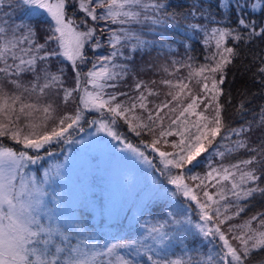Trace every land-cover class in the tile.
<instances>
[{
    "label": "snow or ice",
    "instance_id": "6c2138e0",
    "mask_svg": "<svg viewBox=\"0 0 264 264\" xmlns=\"http://www.w3.org/2000/svg\"><path fill=\"white\" fill-rule=\"evenodd\" d=\"M16 6V4L10 5V7ZM18 6L37 11L43 10L50 16L51 20L48 23V31L45 34L44 43H39L38 40L34 39V37L39 36V31L34 23L21 21V23L16 24L11 21V13L8 11H5L4 15L8 16L9 19H0V63L3 64V67H0V73L4 74V76L20 77L21 74H29L33 77L32 81H30V87L23 85L19 79H12L11 84L20 90L12 94L5 91L3 81H0V138L7 137L16 144H22L26 150L35 149L39 151L52 141L66 139L65 134L69 132V129L79 125L83 118V111L79 106L71 115L57 116L53 104L47 101L46 98L49 95V91L57 85L61 87L63 85V70H57L60 73L59 75L53 74L50 71L49 59L64 56L71 60L74 66L77 60L82 63L87 62V55L84 51L85 44L93 37L94 29L89 28L87 31H79L73 25V21L66 15L67 9L72 7L69 0H56L55 3L50 2V0H18ZM236 7L242 13L248 7H251L253 11L259 8L261 13L264 14V0H261L260 4L250 3V0H245L243 5L238 3ZM79 8L92 21L110 20L112 24L120 25L133 21L145 23L149 20L154 25L160 23L155 13L152 17H149L141 11L133 10L135 8H143L145 10L153 8L159 13L166 11V5L160 3L159 0L151 5L143 3V0H79ZM192 8L195 11H200L196 9L195 4L192 5ZM97 9H106V11L98 15ZM189 14L193 13L190 12ZM142 15H144L143 21L140 19ZM53 21L54 24L52 23ZM84 23H87V20ZM238 23L244 24L245 20L240 18ZM197 27L199 25H192L193 30ZM119 31L121 33L119 35L116 31H112L109 39L114 51L110 55L98 57L97 59L103 62H111L115 57L122 54L117 48V45L122 40L127 41L134 38L137 44L146 43V41H140V37L129 29L121 28ZM230 34L228 30L219 28L212 30L213 37L218 36L216 38L218 51L212 56L215 66H202L197 70L196 75H201L205 71L212 74L223 72L224 67L231 62L230 57L236 54L231 47L220 50L222 41ZM261 35H264V29H262ZM236 39H241V37L237 36ZM49 42L53 43L49 44ZM25 45L27 46L25 47ZM93 47H100L99 40L93 42ZM133 47L135 48L136 45H133ZM41 53L43 54L41 55ZM216 57H219V59L217 60ZM9 59L12 61L11 64L8 63ZM92 67L96 68V65L93 64ZM113 67H116V65L113 64ZM260 72L264 73V67L260 69ZM85 75L88 78L86 82L91 83L95 90L89 92L85 88V94L79 96L78 104H82L85 109H106L112 117V119L107 121L102 119L99 122L97 131L106 132L114 139L121 140L120 135L110 125L116 123V118H122L129 123V126L137 135H140L143 130L155 134L157 121L162 123L164 119L160 115V111L162 108H169L168 103L158 105L156 110H154L155 115H153V110L146 109L144 103L146 98L141 94L137 100L140 108L148 111L147 120L149 123L133 124L127 113L132 112L136 108L137 104L135 102H130L128 106H125L122 102H116V95L111 93L108 94V100L103 98V90L106 87L115 86L107 84L106 81L115 79L117 73L111 72L107 63H102L99 70L89 71ZM189 75L191 76L192 73H189ZM204 79L207 80L208 77ZM41 80L43 83L40 82ZM102 80L105 83H101L100 81ZM223 82L222 75L218 81L213 75L211 81L212 89L218 90L217 85L223 84ZM164 83L172 84L171 81H165ZM177 86L180 87V92L169 93V95H171L172 101H176L178 105H181V110L177 113L176 106L169 108L173 116L169 117L170 124L168 128L166 130L162 128L159 132V137L154 139L150 145L154 151L159 152L165 170L169 166L177 169H183L187 165L196 167L199 164L198 158L202 153L208 151L222 129V106L219 104L213 109L215 115L209 123L200 124L193 122L192 127L196 129L195 133L190 128L184 127L188 123V115H197L204 120L208 118L204 117L203 113L195 111L198 107V102H204L203 98L199 95L190 96V102L183 105L181 93L187 85L180 81ZM202 88L208 90V83H202ZM76 92H78V87L63 89V101L67 103L70 100H75L73 93ZM25 93H28L27 98ZM33 93H36L34 99H32ZM54 94L58 95V93ZM121 95L124 94L121 93ZM212 100H216V96H212L209 102L204 104L205 110H207ZM262 112H264V109H262ZM37 113L40 115L34 119ZM21 119L24 120L23 125L20 123ZM133 119L140 120L142 118L133 117ZM262 119H264V116H262ZM173 125L176 126L175 133L172 128ZM25 129H28V131L25 132ZM80 130L83 131V128L81 127ZM243 130L241 128V131ZM229 131L235 132L236 130L229 129ZM173 134L180 136L178 142H172V147L178 149V151L172 153L160 151L156 147L157 144L161 142L162 138ZM164 142L168 143V141ZM236 146L246 147L242 141L237 142ZM126 147L136 152L140 157L147 159L144 157V153L132 144H126ZM26 150L14 149L12 146H6L0 141V264H98L97 255H103L104 253H93L89 256L88 253L81 251L78 246L68 247L67 244L71 242V229L63 230L59 226L42 222L43 197L46 195L42 188L44 181H37L35 178L25 180L22 174L23 169L30 164H36L41 157L39 155H31ZM219 155L223 156L224 153L221 152ZM262 155H264V151H262ZM148 162L151 163L150 161ZM241 163L245 166L254 165L256 158L243 160ZM259 165L260 176L256 175L255 171H243L239 165H231V168L240 172L239 182H236L235 172L231 171L230 168L221 167L219 171L212 169L206 173L204 179L200 180L198 187H206L204 180L216 179L217 183H221L222 181H229L231 178V188L226 189V186L222 185L218 193L219 200H226L229 193L235 196L237 201L241 198H251L257 191L264 194V188H259L258 186L242 187L248 181L255 182L264 178V159L259 161ZM18 175L20 176L19 184L15 183ZM190 178L192 180L200 179L195 175ZM169 183L176 185L177 190H181L184 196L197 201L201 209V219L205 221V224H198L196 227L205 237L218 236L219 240L223 241L218 253L222 264H246L247 258L253 253V250L264 249V213L259 214V228H253L251 223L253 220H257V216H252L243 225L229 226V232H232L233 228L236 227L241 229L240 233L232 236L233 239L240 242L241 247L237 248L229 242V239L219 227V224L231 219V217L222 214L220 207H216L212 214L208 211L209 202L219 204V201H214L213 196L207 190H204L203 195L207 197V201L201 203L197 195L193 193V189L184 183L182 175L171 176ZM231 206L230 203L223 205L225 213ZM237 209L235 215H239L240 212L244 211V208L239 205H237ZM45 215L47 214L45 213ZM48 219L50 221L51 217L49 216ZM213 220L218 221L214 230L211 227H207V223ZM169 225L176 226L174 230L178 232L184 226V222L172 217L166 224L161 225L159 228L154 227L151 229V233L155 234L151 235V239L160 243L169 240L171 238L169 232L163 231ZM244 229H247V232H244ZM79 234L78 232L77 235L79 236ZM57 238H59V243H57ZM137 243V241H132L130 245L135 246ZM61 244L66 246L61 247ZM130 245L125 243L121 245H105L104 247L107 249V254L111 255L116 248ZM50 246H53L55 251H52ZM141 246L145 247V251H151L150 247ZM61 253L65 255L63 260L60 258ZM214 259V257L209 256L207 264H213ZM120 264H132V262L121 260ZM170 264H181V262L172 261Z\"/></svg>",
    "mask_w": 264,
    "mask_h": 264
},
{
    "label": "trees",
    "instance_id": "16d2710c",
    "mask_svg": "<svg viewBox=\"0 0 264 264\" xmlns=\"http://www.w3.org/2000/svg\"><path fill=\"white\" fill-rule=\"evenodd\" d=\"M158 0H143V3L146 4H155ZM160 3L166 5V11L163 13L156 12L155 9L149 8L147 10L143 8H135L133 10L141 11L142 13L147 14V16L155 13L156 18L160 20L159 24H151V21L145 22L150 26H156L155 29L145 30L143 37L148 43L146 49L141 50L138 48V45L135 39L124 41L122 40L118 47L121 49L120 55L114 58L115 61H121L119 68L129 67L130 69H135L137 73L142 74L141 78H138L136 75L129 76L127 82L130 83L131 92L138 98L141 94L146 98L144 102L146 103L147 110H153V115L158 105H163L165 103L169 104V108L176 106L177 113L181 110V105H178L176 101H172L171 95L167 94L160 85H151L147 83L143 78L147 74L156 73V77L160 74L162 68H173L169 70V73H163V78L165 81L169 80L170 76L178 78L182 71L179 68L177 59H172L168 61L164 57L168 55L169 51L174 49V46L177 43L184 45L185 51L189 54V59L193 63L205 61V55L211 44L207 39V32L210 28L214 26H225L230 29L232 27L234 30H231L233 36L230 35L229 40L227 41L231 48L234 49L236 53L230 57V63H228L221 75L223 76V84H218L217 89L215 90L216 100L215 102L221 107V116H222V129L220 135H218L209 147L208 151L202 153L199 159V164L196 167L187 165L190 169L187 177L193 175L199 177L194 181L193 190L196 194L200 195L202 203L207 201V198L203 195L205 189H210L209 191L214 201H219V204L209 202V213L212 214L216 207H220L221 213L226 214L231 217V219L225 221L219 227L225 233L228 239L229 236L226 231L233 236V234H238L241 232V229L236 227L233 228L232 232H229V226L232 225H243L248 221L252 216H257V220H253L252 227L259 228V214L264 213V194H261L259 191L253 194L251 198H241L237 201L235 196L228 197L226 200H219L218 193L221 190L222 185L227 188H231V178L229 181H222V184H216L215 180H204V185L206 187H198L200 185V180L204 179L208 170H211L212 167L217 165H222L223 167L230 168L231 171L235 172L236 182L240 181V172L234 168H231V165H239L240 169L243 171H255L256 175L260 176V165L259 161L264 159L262 151H264V73L260 72V69L264 67V35H261L262 29H264V14L261 13L260 9L257 8L255 11L251 7H248L244 10V13L240 11L236 5L239 3L243 5L245 0H159ZM257 2L261 3V0H250V3ZM70 3V2H69ZM16 4V7H10V5ZM195 4L196 9L200 11H195L192 8V5ZM223 5V6H221ZM12 10V11H11ZM5 11L11 13V21L19 24L21 21L24 23L32 22L35 24L39 31V36L34 37V39L39 40L43 37L42 42L44 43V35L40 33L48 31V23L50 19L47 16H39L37 13H32L27 8H21L18 6V0H0V19L8 20L9 17L5 16ZM106 9H97V14H102ZM192 12L193 14H189ZM70 16L74 18V11L69 12ZM250 14V15H249ZM144 15L141 16L143 21ZM19 17V18H17ZM243 18L245 20L244 24H239L238 20ZM87 26L94 28L96 33L94 38L98 35L99 38L109 44L108 31H119L123 26L131 28H136V25H127L123 26L120 24H112L111 21H92L89 17L86 23ZM192 25H199L195 30H193ZM254 33V34H253ZM237 36H240L241 39H236ZM53 42H49L52 44ZM133 45H137L135 48ZM27 45H25L26 47ZM108 45H100L105 54H107ZM105 48V49H104ZM43 53H41L42 55ZM8 63L11 64V59L8 60ZM50 71L53 74L59 75L58 69L63 70L62 87L60 88L61 99L56 101L54 97V90L50 91L51 97L46 99H51V102L55 108L58 110V113L55 112L57 116L62 115H71L75 112L77 106H79L82 111L83 108L78 104V98L81 96L78 88V92L73 93L75 100H70L65 103L63 101V89H72L76 86L78 81L82 80V76L78 73L81 70L76 71L75 68L71 66L68 62H65V59L60 56L58 58L52 57L49 59ZM68 65V66H67ZM0 67H3V64L0 63ZM118 69V68H117ZM117 70L114 71V73ZM71 74V76H70ZM220 73H217L215 79L218 81L221 76ZM1 77H5L4 74L0 73ZM10 79H19L21 83L27 87H30V84L26 82L32 81L33 77L29 74H21L20 77L9 76ZM192 80V76L190 77ZM111 81H106L107 84H110ZM43 83V81H40ZM76 82V83H75ZM189 82L188 88L181 93V101L183 105L188 103L190 96H203L199 91V88L192 85L191 81ZM199 84L202 83L201 79L195 80ZM167 84V83H166ZM139 85V87H137ZM12 90L14 93L20 91L15 88ZM168 87L171 85L167 84ZM112 87H108L107 90H104L106 96L111 92ZM57 90V89H56ZM190 90V91H189ZM214 91V92H215ZM180 92V89H178ZM177 93V92H175ZM174 93V94H175ZM204 100V99H203ZM122 101H124L122 99ZM58 102H60L58 104ZM170 102V103H169ZM199 105V104H198ZM169 108H162L160 115L164 118H167L166 121L162 123L157 121L155 126V134L147 130H143L141 138L145 142H152L159 137L157 126H161L163 129H167L170 120L169 117L173 116V113L169 111ZM141 109L142 120L144 123L147 122L148 111ZM39 113L35 114V117H39ZM86 112L84 110V116L81 121L86 117ZM193 115H188V122L192 120ZM183 119V118H182ZM164 120V119H163ZM23 119H21V122ZM80 121V122H81ZM162 124V125H161ZM190 125V124H186ZM176 129V126L173 125L172 128ZM241 128L244 130L241 131ZM229 129H235V132H230ZM123 131V128H121ZM75 132H68L65 134L66 137H71ZM178 137V135L173 134ZM4 143L15 145L11 139L7 137L0 138ZM54 146V149L59 146V142ZM164 141H170V136L164 137L159 143L160 146H163L162 151L171 153L174 149H170L168 143ZM244 142L246 147H237V142ZM230 149H233L230 151ZM224 153L223 156L219 153ZM256 158V163L254 165L245 166L241 163L243 160ZM101 169V168H100ZM101 173L94 172L89 179L88 183V193L84 192L79 195L77 203L72 207L71 213L73 215L72 225L68 227V230L71 229V242L67 244L68 247L77 244L81 247L86 246L88 249L99 250L100 253L105 252V245L109 242L114 244L121 245L129 243L132 241H137L138 243L135 246L140 247L141 249L138 252H135L134 255L130 257L129 253L127 255L126 249H133L135 246L128 247H118L116 248L121 254V249L126 250L124 255L132 264H170L172 261H180L181 264H207L208 257H214L213 264H222L220 262V256L218 253L222 247V241L219 240L218 236H208L205 237L204 234L200 233L196 227L193 226V220L197 219L198 216L192 214L193 206L186 203L184 198H181L172 187L176 194L175 198L166 196V199L159 197L158 199L148 202V200L143 201L139 206V211L137 217L132 221L130 225H127L125 229L120 233L117 231V228L111 227L108 230L105 226H96L102 224L101 217L104 213L101 210V202L103 200L101 191L103 186L101 183ZM153 177L156 178L157 174L154 172ZM160 188H165L168 186V180L164 182H157L154 180ZM259 187L264 188V178L258 181H248L246 184H243L242 187ZM166 189V188H165ZM95 190H97V197L95 200ZM104 196V195H103ZM105 197V196H104ZM91 202L100 208V216L98 213L88 207V203ZM231 204L232 206L228 208L225 213L223 205ZM87 205V206H86ZM153 205H157L158 208H152ZM237 205L244 208V211L240 212L239 215H235L237 212ZM187 208L186 220L184 226L175 231L174 225H169L163 229V231H168L170 239L166 240L163 243L159 241L149 240L148 237L144 234L146 227L149 228L151 232L152 228H159L161 225L166 224L167 221H170L172 217H175L177 220L182 221L178 217V209L185 211ZM127 209V208H126ZM94 215V218H92ZM191 216V217H188ZM188 217V218H187ZM243 217H248V219H242ZM191 223H189V220ZM140 221V225H139ZM217 224L218 221L214 220ZM53 226L55 224L51 222ZM126 224L128 222L126 221ZM68 224L62 227L66 228ZM213 230L215 229L210 225ZM108 231V232H107ZM247 232V229L243 230ZM80 233L79 236L77 233ZM143 235V236H142ZM175 240V241H174ZM231 240V239H230ZM59 243V238L57 240ZM240 243V242H239ZM146 247H150L151 251H145ZM65 244H61V247H65ZM52 251H55L53 246ZM241 245L238 244V248ZM61 260L65 259L63 253L60 254ZM34 259V257H33ZM98 264H105L106 261L103 259L102 255H97ZM246 264H264V249L253 250V253L247 258Z\"/></svg>",
    "mask_w": 264,
    "mask_h": 264
},
{
    "label": "rangeland",
    "instance_id": "374dc122",
    "mask_svg": "<svg viewBox=\"0 0 264 264\" xmlns=\"http://www.w3.org/2000/svg\"><path fill=\"white\" fill-rule=\"evenodd\" d=\"M50 2L55 3L56 0H50ZM72 7L67 9V17L70 18L73 21V25L79 30V31H87L89 26L84 23L85 20H88L89 17L86 16V14L79 8V0H69ZM257 4V2H254ZM28 9V8H27ZM32 13H37L39 16H47L50 20V16H48L43 10H31ZM127 10V9H126ZM12 11V10H11ZM71 11H74V18L70 16ZM145 15H147L145 13ZM149 17H152L149 15ZM54 24V21L52 22ZM127 25H136L138 27L131 28L123 27L124 29H129L136 33L140 37V41L144 42L146 39L142 36L145 30L148 29H155L156 26H150L145 23H136L135 21L131 23H126ZM215 28H219L221 30H228L231 33V30H234L232 27L227 28L225 26H214L213 28H210L207 32V39L209 40L211 44V48L208 49L207 54L205 55L206 60L193 63L189 59V54L185 51L184 45L177 43L174 46V49L170 50L168 55L164 58L168 61H171L172 59H177L180 63H177L179 65L180 70L182 71L181 75L177 78L179 81L175 80L173 76L169 77L168 81L172 82V86L168 87L163 78V73H169V70L173 68H162L160 71V74L156 77V73L153 74H147L144 76V80L147 83H150L151 85H160L162 89L167 93H175L178 92V89H180L178 85V82L182 81L184 84L187 85L185 90L189 86V82H192V85L197 88H199V91L201 92V95L203 96L204 102H198V107L195 109L197 113H203L204 117H207V120L201 119L197 115H193L194 118L188 124L190 125H184V127H188L191 129L193 133H195L196 129L192 127L193 122H198L200 124L209 123L211 119L214 117L215 113L213 109L216 107L217 103L215 100H212L209 103V106L207 110H205L204 104L208 103L210 98L212 96H215L216 91L212 89V77H216L217 73L212 74L208 71H205L201 75H196L197 70L205 65H211L215 66L214 61L212 59V56L214 53H216L218 50L216 48V38L212 35V30ZM94 29V28H92ZM112 31L106 32L108 35V38H110ZM41 36H45V33L41 32ZM118 35L121 34L120 31L116 32ZM95 32L93 31V37L89 39L85 44V53L87 55V62H80L77 60L76 65L74 66L71 60H68L66 57L62 56L65 59V62H69L73 68H75L76 71L81 70V72H78L82 76V80L78 81L76 83V86L80 88L81 90L79 93H81V96L84 95V89L86 88L89 92L94 91V87L91 83H87L86 80L88 79L86 77V73L89 71H97L101 67L102 63H107L108 68L111 72L117 73L115 81H111L110 85H115L111 89V94L116 95V102H122L125 106H128L130 102H135L137 104L136 108L130 112L127 113L129 119L132 120L133 124L136 123H144V119L136 120L133 119V117H143L141 113V109L139 106V101L137 100V97L131 92L130 90V83L127 82L128 77L136 75L138 78L142 77V74H139L136 72L135 69H130L129 67L119 68L121 61H111V62H103L98 57L107 56L110 55L114 49L112 48V45L105 41H103L101 38L98 37V35L94 38ZM233 36V33L230 34ZM230 35L226 36L224 40L222 41L221 45V51L223 48L230 47L229 43L227 42L230 38ZM42 39H39L38 42L41 43ZM99 40L100 45H108L107 48L108 52L105 54L104 50L98 47H93V42ZM136 41V39H135ZM137 43V41H136ZM138 48L141 50L146 49L148 47V43H140L137 44ZM136 45V46H137ZM119 52L121 49L118 47ZM105 49V48H104ZM218 60L219 57H216ZM93 64L96 65V68H93ZM113 64L116 65V67H113ZM68 66V65H67ZM118 68V69H117ZM189 73H192V80ZM71 76V74H70ZM221 76V73L220 75ZM208 77L207 80L204 78ZM201 79L202 83L207 82L209 85L208 90H204L202 88V83L199 84L198 82H195V80ZM1 81H3V87L5 91H7L9 94L14 93L12 90H14V87L11 84V79L9 76L1 77ZM101 83H105V81H100ZM27 84H30V81L28 80L26 82ZM108 87H106L104 90H107ZM57 89V90H56ZM53 90V89H52ZM103 90V91H104ZM51 91V90H50ZM49 91V95L47 97H53ZM184 91V90H183ZM215 91V92H214ZM54 93H58V95L54 94V97L56 98V101H60L61 99V93L60 88L58 85L56 86ZM123 93L124 95H121ZM36 96V93L32 94V99H34ZM25 97H28V93H25ZM105 100L109 99V96H106V93L104 92ZM122 99L124 101H122ZM51 99H47L49 102ZM190 102V99L188 100ZM60 102H58L59 104ZM114 103V102H112ZM145 103V102H144ZM146 104V103H145ZM83 108V116H84V110L86 112V117L79 122V125L74 126L72 129H69V132H75V134L71 137H66V139H62L59 142V146L54 149L55 144L57 141H52L50 144H47L44 146L43 149H40L39 151L35 149H24L22 144H16L15 145H8L4 143L6 146H12L14 149L17 150H26L31 155H39L41 159L36 164H30L25 169L22 170V174L25 178V180H29L31 178H35L37 181H44L42 184L43 190L46 192V195L43 197L44 199V207L42 209L41 215L43 216V221L45 224H52L51 222L55 224V226H59L63 230H68V227L72 225V219L74 218L71 210L72 207L77 203V199L79 195H81L83 192L84 194L88 193V183L89 179L92 176L94 172H100L101 175V183L100 185L103 186L102 193V202H101V210L102 213H104L101 217L102 224L96 225V226H105V228L108 230L111 227L117 228L118 232H122L127 225H130L133 220L136 219L137 213L139 211V206L143 201L148 200V202H152L159 197H162L166 199L167 197H170L172 195V198L174 199L176 194L174 191L180 195L181 198H184V201L190 205L193 206L192 214H195L198 216L197 219L193 220L192 224L194 227L196 225H204L205 221L201 219V209L197 203V201L192 200L190 197L184 196L181 190H177L176 185H173L169 183L171 176L176 175H182L184 177V183L187 184L189 187L193 189L194 181L190 177H187L188 173L190 172V169L188 166H185L183 169H177L175 167L169 166L167 170H165V166L162 163V158L159 156V152L154 151L152 147L150 146L152 142H145L141 135H137L135 131L132 130V128L129 126V123L122 119V118H116V123L114 125H110L114 131H116L120 137L121 140H116L112 136H109L106 132L103 131H97V128L99 127V122L103 120H110L112 119L111 114L107 112L106 109L103 110H97L95 108L91 109H85L82 104H80ZM53 106H57L53 105ZM56 113H58V110H55ZM188 115V114H186ZM36 117H34L35 119ZM167 118H164L163 121H166ZM148 122V120H147ZM21 125L24 124V120L20 122ZM146 123V122H145ZM162 125V124H161ZM223 126V124H222ZM83 128V131L80 130V128ZM121 128H123V131H121ZM158 133L161 131V126H157ZM28 129H25V132H27ZM173 131L175 133V128L173 127ZM142 133V131H141ZM67 134V133H66ZM171 143L168 142V145L170 149H174L172 147V142H178L180 140V136L178 135H171ZM12 141V140H11ZM153 141V140H151ZM126 144H132L135 148L139 149V151L144 153V157H140L136 152L131 151L126 147ZM160 151H162L163 146H160L157 144L156 146ZM178 149H175L172 152H176ZM171 152V153H172ZM171 158V157H169ZM150 161L151 163H149ZM223 167L222 165H217L212 167V169H217L218 171ZM101 168V169H100ZM211 169V170H212ZM211 170H208L211 171ZM157 174V177H153V173ZM47 173V174H46ZM154 180H157V182H164L168 180V186L165 188H160ZM20 182V176H17V179L15 183L19 184ZM216 184L217 181L215 180ZM222 184V182H221ZM168 187H172V189H168ZM208 192L211 191L210 189H205ZM193 193L197 195L199 201L202 203L203 198H201L200 195L196 194L193 190ZM210 195H212L209 192ZM105 197H104V196ZM97 197V190H95V200ZM228 197H231V194H229ZM207 198V197H205ZM153 202L151 203V205ZM87 206V205H86ZM88 207H90L94 213H98L100 216V208H97L96 205L89 202ZM127 208V209H126ZM152 208H158L157 205H153ZM209 211V210H208ZM45 213L47 215H45ZM187 215V208L185 211H181L178 209V217L182 221L187 222L186 220ZM51 217V220L49 221L48 217ZM191 217V216H188ZM187 217V218H188ZM92 218H94V215H92ZM242 219H248V217H243ZM126 220L129 221L128 224H126ZM189 220V219H188ZM190 222V220H189ZM191 223V222H190ZM66 228L62 227L63 225H67ZM140 225V221H139ZM213 226L216 227L215 221H211L207 223V227ZM221 225V224H220ZM141 226V225H140ZM149 227V226H148ZM146 227V230L143 235L146 234L148 237V241L151 239V232H149V228ZM197 228V227H196ZM199 231V229L197 228ZM223 231V230H222ZM200 232V231H199ZM202 233V232H200ZM228 234L229 242L234 246L238 248V244L240 245L238 240H235L232 238V236L226 231ZM203 234V233H202ZM142 235V236H143ZM58 240V238H57ZM153 240V239H151ZM175 241V240H174ZM114 244L112 241L106 244L107 246H111ZM223 244V241H222ZM79 247V249L83 252H86L91 256L93 253H100L99 250H92L88 249L86 246H79L77 244L72 245V247ZM145 247H143L144 249ZM141 248L138 246H135L133 249H126L127 255L129 253L130 257L134 255L135 252H138ZM126 250L124 251L121 249V254H119V251L116 249L114 252L109 255L107 254V249L105 248V252L102 255L103 259L106 261L105 264H120L121 260L127 259L124 255L126 254ZM226 251V249H225ZM149 252V251H147Z\"/></svg>",
    "mask_w": 264,
    "mask_h": 264
}]
</instances>
